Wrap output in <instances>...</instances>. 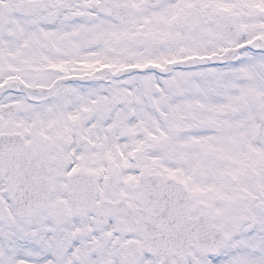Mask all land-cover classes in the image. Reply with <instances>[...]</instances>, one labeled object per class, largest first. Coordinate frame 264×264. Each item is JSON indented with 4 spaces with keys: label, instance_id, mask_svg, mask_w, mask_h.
<instances>
[{
    "label": "snow or ice",
    "instance_id": "snow-or-ice-1",
    "mask_svg": "<svg viewBox=\"0 0 264 264\" xmlns=\"http://www.w3.org/2000/svg\"><path fill=\"white\" fill-rule=\"evenodd\" d=\"M0 264H264V0H0Z\"/></svg>",
    "mask_w": 264,
    "mask_h": 264
}]
</instances>
